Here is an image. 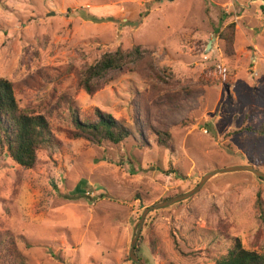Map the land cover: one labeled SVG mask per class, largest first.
<instances>
[{
    "label": "rangeland",
    "instance_id": "obj_1",
    "mask_svg": "<svg viewBox=\"0 0 264 264\" xmlns=\"http://www.w3.org/2000/svg\"><path fill=\"white\" fill-rule=\"evenodd\" d=\"M230 22L239 56H225L218 35ZM136 47L148 51L141 66L111 73L92 95L81 88L104 54ZM0 77L62 143L40 151L32 169L0 148L3 256L15 240L27 264H134L146 208L215 170L264 173V0H0ZM70 107L84 121L106 112L134 135L119 145L69 139ZM139 119L168 130L172 148L144 137ZM259 194L264 202V181L251 173L218 175L149 213L136 254L144 264H215L229 237L263 253L264 241L253 247ZM19 262L9 255L0 264Z\"/></svg>",
    "mask_w": 264,
    "mask_h": 264
},
{
    "label": "trees",
    "instance_id": "obj_2",
    "mask_svg": "<svg viewBox=\"0 0 264 264\" xmlns=\"http://www.w3.org/2000/svg\"><path fill=\"white\" fill-rule=\"evenodd\" d=\"M237 28L234 22H230L218 35L224 42V54L227 57L239 56L234 50ZM148 51L136 47L131 51L117 50L114 53L104 54L96 63L89 66L84 72L80 86L89 95L95 93L98 83L113 72L122 71L125 67L136 69L141 66ZM227 72L224 66L218 68V81L220 85L229 88ZM162 83H167L166 78L158 75ZM12 82L0 77V148L5 150L11 160L19 166L32 169L38 162L40 151H58L61 142L55 137L51 126L43 115L24 112L19 107ZM72 130L68 131V137L72 140H84L92 145H100L109 142L119 145L134 135V131L124 122L118 121L112 115L96 110L95 120L84 121L74 107H70ZM147 112L150 109H146ZM140 128L137 130L144 135L151 133L156 137L158 146L171 149V134L168 130L147 128L148 121L139 119ZM264 129L258 131L263 134ZM147 138V137H146ZM171 199V198H169ZM167 199V200H169ZM259 212L262 227L254 236L253 247L262 248L264 241V202L260 197L256 205ZM0 252V263L9 255L16 256L19 264H27L26 256L20 253L15 240L6 243ZM261 251H263L261 249ZM136 252H138L136 248ZM142 260V259H140ZM215 264H264V252L246 249L240 239L229 237L223 252L215 258Z\"/></svg>",
    "mask_w": 264,
    "mask_h": 264
},
{
    "label": "water",
    "instance_id": "obj_3",
    "mask_svg": "<svg viewBox=\"0 0 264 264\" xmlns=\"http://www.w3.org/2000/svg\"><path fill=\"white\" fill-rule=\"evenodd\" d=\"M241 172L251 173L254 176H256L257 178L264 181V173L255 169L252 166H249V165H247V166H235V167H230V168H225V169H219V170H215V171H212V172L205 174V176H203L201 178L199 184L192 191L187 192L185 194L178 195V196L171 198V199H169L163 203H158L154 206L146 208L144 210L141 218H140L136 235L133 237V240L131 242V248H130V252H129L130 260L134 264H144L143 260H140V258L136 254V247H137L138 239H139L141 232H142L143 223L145 221L146 216L149 213H151L153 211H158V210L164 209L166 207L173 206L175 204H179L185 200L192 198L193 196L198 194L212 178H214L218 175L230 174V173H238L239 174Z\"/></svg>",
    "mask_w": 264,
    "mask_h": 264
}]
</instances>
